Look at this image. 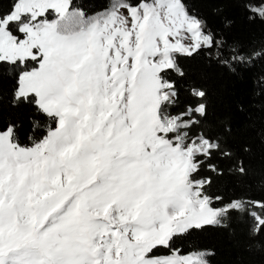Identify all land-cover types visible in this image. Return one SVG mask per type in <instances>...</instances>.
Here are the masks:
<instances>
[{"label":"snow or ice","instance_id":"6c2138e0","mask_svg":"<svg viewBox=\"0 0 264 264\" xmlns=\"http://www.w3.org/2000/svg\"><path fill=\"white\" fill-rule=\"evenodd\" d=\"M237 7L264 23V0ZM230 26L225 20L217 32L191 17L184 0H116L92 14L72 0L0 5V64L20 69L12 105L55 119L30 145L20 142L17 124L0 127V264H208L211 250L181 254L172 242L222 226L241 202L209 193L211 175L195 178L218 149L202 132L208 147L192 153L187 186L197 199L173 186L178 142L205 106L173 108L184 76L178 57L203 54L226 68L264 59V48L245 53L230 41L223 31ZM165 116L176 123L158 135ZM208 171L223 175L215 164ZM255 206L264 208V199ZM262 229L264 217L253 235ZM161 248L168 253L156 255Z\"/></svg>","mask_w":264,"mask_h":264},{"label":"trees","instance_id":"16d2710c","mask_svg":"<svg viewBox=\"0 0 264 264\" xmlns=\"http://www.w3.org/2000/svg\"><path fill=\"white\" fill-rule=\"evenodd\" d=\"M114 1L72 0V3L73 7L92 14L105 6L110 7ZM184 2L191 17L206 19L217 32L222 30L225 20L231 21L230 28L223 30L224 34L239 44L245 53L264 48V23L249 21L248 13L237 7L238 3L247 0ZM0 5L6 7L7 0H0ZM178 59L184 76L178 78L179 96L173 111L178 113L188 106L193 109L205 106V115L197 116L200 123L187 129L189 135L184 137L185 145L191 144L188 141L193 137L202 141L201 132L204 138L218 145L211 160L200 165L201 171L195 178L199 180L211 175L213 183L208 192L224 197L225 202L235 200L241 205H256L258 200L264 199V59L228 68L208 60L203 54ZM19 71L18 66L0 64V127L9 122L17 124L20 142L30 145L42 138L49 127L55 126V119L37 116L30 105H12ZM193 88L197 92L203 91L204 96L199 98ZM160 111L161 114L167 112V106ZM37 119L40 126L34 130L33 121ZM190 119L185 117V120ZM184 131L182 128V134ZM208 164H215L223 175L209 172ZM257 210L258 218L264 217V208L257 207ZM256 223L250 212L240 210L222 217V226L206 227L177 238L172 246L181 249V254L211 250L214 255L207 257L208 264H264V229L259 235H253ZM168 251L161 248L155 254L166 255Z\"/></svg>","mask_w":264,"mask_h":264},{"label":"rangeland","instance_id":"374dc122","mask_svg":"<svg viewBox=\"0 0 264 264\" xmlns=\"http://www.w3.org/2000/svg\"><path fill=\"white\" fill-rule=\"evenodd\" d=\"M116 0L114 1V3ZM113 3V4H114ZM134 15V14H133ZM119 26V25H118ZM129 30H131L129 26ZM157 43H159V37L157 38ZM150 60H158L159 56L157 57H148ZM163 97L162 93L154 94L153 98L150 99L149 103L150 106L155 109L158 105L159 99ZM176 123L175 120H169V118L165 117L163 125L157 123L156 124V131L157 134L160 135V129L163 128H168L171 134V124ZM182 129V128H181ZM181 129L179 130L177 135L183 136ZM178 143H182L183 147H179L176 149V154L173 156L172 161H171V170L173 171V176H172V181H173V186L174 187H179L181 184L184 185V187L180 188V191L184 192L187 191L188 193V199L195 201L197 197L195 196L194 192L192 189L188 188L187 186L190 185L191 183L189 182V175L193 171V161H192V153L194 151H200L202 148H207V145L203 144V141H201V145L199 146H194L193 144L185 145V139L183 141H180ZM241 210H245L250 213H256V220H258V210L255 204L252 205H241L240 204ZM168 212L172 213L173 208L169 207Z\"/></svg>","mask_w":264,"mask_h":264},{"label":"water","instance_id":"95a60500","mask_svg":"<svg viewBox=\"0 0 264 264\" xmlns=\"http://www.w3.org/2000/svg\"><path fill=\"white\" fill-rule=\"evenodd\" d=\"M154 96V95H153ZM153 96L150 98V99H152L153 98Z\"/></svg>","mask_w":264,"mask_h":264}]
</instances>
